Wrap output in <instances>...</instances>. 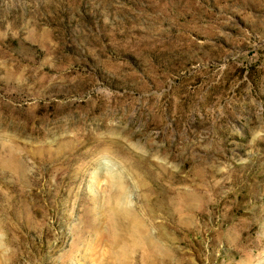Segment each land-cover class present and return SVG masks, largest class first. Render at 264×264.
Returning <instances> with one entry per match:
<instances>
[{
  "label": "rangeland",
  "instance_id": "rangeland-1",
  "mask_svg": "<svg viewBox=\"0 0 264 264\" xmlns=\"http://www.w3.org/2000/svg\"><path fill=\"white\" fill-rule=\"evenodd\" d=\"M0 264H264V0H0Z\"/></svg>",
  "mask_w": 264,
  "mask_h": 264
},
{
  "label": "bare ground",
  "instance_id": "bare-ground-1",
  "mask_svg": "<svg viewBox=\"0 0 264 264\" xmlns=\"http://www.w3.org/2000/svg\"><path fill=\"white\" fill-rule=\"evenodd\" d=\"M118 199V198H117ZM117 202V201H116ZM117 204H118V202H117ZM114 221V220H113ZM133 222H134V220H133ZM139 224V223H138ZM136 225V224H135ZM126 231V234L125 235H127V237H132V238H135L136 236L137 237H142V239L148 244V242H149V240H150V237H149V235L150 234H146L147 233V229H146V232L144 231V229L142 228H137V227H135V226H132L131 224L129 225V226H127V229L125 230ZM117 233V232H116ZM120 235H122V234H120ZM119 238V240H121L120 239V236L118 237ZM141 239V240H142ZM142 240V241H143ZM136 242V241H135ZM135 244H133V246H134ZM144 248V247H143ZM150 252L152 253V251H151V249H150ZM164 252H165V250H164V248L163 247H161V246H159L158 245V248H157V251H155L154 253H152V255H153V257H152V259L154 258V261L153 262H155L158 258H159V256L158 255H160V254H162V255H164ZM158 256V257H157ZM151 258V257H150ZM159 261V260H158ZM157 261V262H158Z\"/></svg>",
  "mask_w": 264,
  "mask_h": 264
}]
</instances>
